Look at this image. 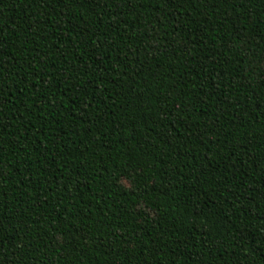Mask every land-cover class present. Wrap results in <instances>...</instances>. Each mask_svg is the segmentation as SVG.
Masks as SVG:
<instances>
[{
  "label": "trees",
  "instance_id": "16d2710c",
  "mask_svg": "<svg viewBox=\"0 0 264 264\" xmlns=\"http://www.w3.org/2000/svg\"><path fill=\"white\" fill-rule=\"evenodd\" d=\"M0 264H264V0H0Z\"/></svg>",
  "mask_w": 264,
  "mask_h": 264
}]
</instances>
